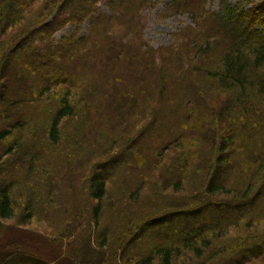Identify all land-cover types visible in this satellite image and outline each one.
Wrapping results in <instances>:
<instances>
[{"label":"trees","instance_id":"16d2710c","mask_svg":"<svg viewBox=\"0 0 264 264\" xmlns=\"http://www.w3.org/2000/svg\"><path fill=\"white\" fill-rule=\"evenodd\" d=\"M103 1L110 4V13L100 11L98 4ZM151 1L0 0V219H13L24 201V211L29 214L24 223L29 224L36 211L52 214L54 200L66 216H75L72 225L76 228H69L71 236L82 224L91 226L90 217L99 224L108 178L91 167L77 170V166H86L80 156H70L79 140L87 145L98 136L107 144L119 132L125 139L132 134L131 142L122 141L121 153L130 155L126 158L130 162L141 158L147 164L157 148L167 149L162 142L189 129L187 123L211 121L210 126L224 127L225 132L216 131L215 139L207 132L214 167L207 188L198 194L196 207L163 216L166 221L171 215L180 216V223L174 226L178 230L173 224L170 230L159 224L168 238L159 244L144 241L128 256L144 255L135 264H174L191 252L189 260L209 264L223 254L222 250L207 256L212 236L218 233L222 237V232L240 227L247 219H264V0H220L219 12L207 8L217 0H173L168 11L203 17L205 49L202 53L171 49L164 54L140 40V14ZM42 2L41 16L27 20ZM128 7L131 9L125 11ZM85 22L88 27L83 34ZM26 23L30 26L23 28ZM67 26L75 31L57 41L56 33ZM212 39L223 46L216 47ZM144 47L150 51L143 52ZM175 58L178 66L172 64ZM180 76L183 80L178 84ZM12 82L11 91L18 97L8 100L5 93ZM75 93L89 106L81 107L70 98ZM89 111L96 119L81 126L79 122L84 114L91 115ZM109 115V123L116 119L118 126L122 125L110 137L99 128H106L103 117ZM67 119L71 124H64ZM129 126L136 130L129 132ZM144 132L148 133L140 140ZM6 180L9 182L4 185ZM234 192L239 195L233 197ZM224 195L232 198L216 199ZM85 196L97 202L90 215L83 207ZM174 238H178L177 244ZM106 243L103 240L99 249ZM93 246L90 240L84 251L91 260L101 256ZM227 253L236 256V264H264V236L241 239L231 250L224 249ZM60 257L49 260L3 250L0 264H58Z\"/></svg>","mask_w":264,"mask_h":264},{"label":"rangeland","instance_id":"374dc122","mask_svg":"<svg viewBox=\"0 0 264 264\" xmlns=\"http://www.w3.org/2000/svg\"><path fill=\"white\" fill-rule=\"evenodd\" d=\"M172 1L173 0H152L150 4L145 7L146 9L140 14V35L142 37L140 40L143 39L144 43L153 51L163 54L172 51L171 49L180 52L182 49L184 50V48H186L185 52H204V40L202 37H204V33H206L207 26L204 24L203 17L199 19L189 12L176 14L168 11ZM232 1L235 2L236 0ZM75 2L76 0H72V3ZM98 7L101 12L110 13V4L103 1L98 4ZM207 8L210 11L219 12L220 0L209 2ZM43 9L44 5L42 2L34 7L32 10L34 13L26 19L29 20V18H31L33 20L35 16L40 17ZM130 9L131 8L128 7L125 11H129ZM35 11L38 13L35 14ZM43 21L44 18H42L40 22L43 23ZM26 26L30 25L26 23L23 28ZM87 27L88 24L85 22L82 26L83 34L86 33ZM74 31L75 28L73 26H67L64 30L61 29V31L56 33L55 39L59 41L64 35L72 34ZM214 41L217 43L215 45L216 47L217 45L223 46L221 41L218 42V40L215 39L211 40V42ZM144 51L150 50L144 47L143 52ZM175 59L176 62L172 64L176 63V66H178V58ZM158 62H160V60H158ZM34 63L40 65L41 61L35 60ZM34 70L38 72L37 68ZM189 78H192V76H189ZM182 80L180 76L178 78V84L181 83ZM13 85L12 82L10 88L5 93L8 100H13L18 97V94L12 93L11 91ZM168 89L171 91L174 90V88L171 87ZM72 96L73 99L75 98V101L79 102L81 107L82 105L85 107L89 106L86 99H83L78 93L74 95L71 94L70 98H72ZM46 100L49 101L50 99L46 97ZM208 101L211 102L210 99ZM155 109H158V107H154L153 110ZM90 113L89 111V114ZM86 115L87 114H84V120L79 122L81 126H85L89 120L91 122L93 119H96L93 118L94 113H91L90 116ZM110 115L103 117L106 121V128H103L102 125L99 126V128L105 130L108 137L115 136L113 134H117L122 128V125L118 126L116 119L112 120V124L108 122L111 121ZM205 115L206 114H204V117ZM210 122L211 121H208L206 123L205 121L203 125H200L199 120L196 122L191 121V124L187 123L186 125L189 129L185 128L183 133L178 132V138L175 132L165 142H162V146L166 144L167 149L162 150V148H157V150H155L156 154L153 158L154 160L151 158L153 162L150 161V163L147 164H143L141 158H134L132 159L133 161L130 162V160L126 159L130 155H123V153H121L123 152L121 151L122 149H120L121 144H123V142L124 144L131 142L133 137L132 134H130V138L125 139V136L119 132L116 137L111 139V142L107 144L103 143V140L96 136L95 140L92 139L85 145L84 140L80 137L82 142L80 140L79 142H81L82 145L78 142L75 153L70 156H80L81 158L79 161H81L82 164L86 161V168L77 166V170L79 172H84L88 171L91 167V171H94V173H98L99 171L102 172L100 173L102 175L106 173L108 178L106 180L107 195L101 204V211L98 215L99 224H97V219L93 221V218L90 217V220H92V223H90L91 226H89L88 223L86 225L82 224V228L79 230L77 229L76 233L71 236L70 229L72 227L76 228V226L72 225L74 224L75 216H66V214H64V208L62 209L61 204L54 200L52 204H50L53 211L52 214L36 211L37 214H34L31 219H29L30 223L27 224L24 222L28 220L29 217L27 216H29V214L24 211L23 201L17 206L13 219L7 221L0 219V253L3 250H16L34 256H46L49 260L61 256L60 259H62V262L56 259L58 264L138 263L139 261L137 260L144 255L128 257L132 253L130 250L144 241L159 244L161 240L168 238V236H166L167 233L159 228L158 225L160 224V226L162 225L165 229L168 228L170 230L173 224L172 228L177 229L178 227L174 226L180 223L179 221L181 218L180 216L171 215V218L166 221L165 218L163 219V216L194 209L197 205L196 200L199 192L202 193L207 188L211 177V169L214 167L213 153H210L209 159V150H211V148L208 149L210 138H208L207 132H209L210 136L214 139L216 131H219L221 134L225 132L224 127L222 129L220 127L216 128L213 125L210 126ZM64 124H71V121L67 119L64 121ZM169 125L175 126L173 123ZM169 125H166V127ZM192 125L193 127H191ZM198 126H201V128H198ZM127 128L129 132L136 130L132 126ZM140 128H142V126H140ZM154 128H156V125L152 126V129ZM213 128L215 129L213 130ZM147 133L148 132H144L140 140H144ZM169 141L172 142L169 143ZM215 141L216 140H214V143ZM71 142L73 143V141ZM216 144H219V142ZM142 149L145 150V146H143ZM159 150L161 151L159 152ZM168 150H170V152H168ZM108 157H112V159L106 162L107 167L104 170H100L102 164ZM122 163L126 166H121ZM77 164L80 165V162ZM89 179L90 177L88 178L87 176V180ZM8 182L9 181L6 180V184L4 185H7ZM237 195H239L237 192L233 193V197ZM227 196L228 195H224L216 199L222 200V198H232ZM96 205V201L93 202L91 199L88 201V198L86 199L85 196L83 207L89 215L95 210ZM157 219L158 221L156 224L145 227L146 224L151 223V221H156ZM181 221L183 222V220ZM249 223L250 225H248ZM222 233V237H220L218 233L212 236V246L210 248L211 250L207 252V256L222 250L221 253L223 254L217 259H210L211 261H209L211 264H236V256L231 255V253L224 254V249L231 250L238 241L250 236L263 237L264 219L254 222L247 219L242 222L240 227ZM62 235L66 238H61ZM105 239L107 240L106 247L104 249H99V245ZM90 240L94 245L93 249L100 252L101 255L96 259L92 258V260L89 259L88 255L85 254L86 252H84L89 246ZM174 241H176L177 244L178 238H174ZM129 242L131 243L129 244ZM148 252L149 251L146 253ZM190 253L191 252L184 253L182 259H177L174 264H199L200 261L198 260H189V258H191H188ZM131 258L133 259L132 262H130ZM155 264H160V262H156Z\"/></svg>","mask_w":264,"mask_h":264},{"label":"bare ground","instance_id":"6f19581e","mask_svg":"<svg viewBox=\"0 0 264 264\" xmlns=\"http://www.w3.org/2000/svg\"><path fill=\"white\" fill-rule=\"evenodd\" d=\"M56 15H57V13L54 14V16H56Z\"/></svg>","mask_w":264,"mask_h":264}]
</instances>
